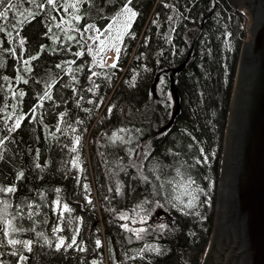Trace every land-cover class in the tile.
I'll return each instance as SVG.
<instances>
[{
  "label": "trees",
  "instance_id": "1",
  "mask_svg": "<svg viewBox=\"0 0 264 264\" xmlns=\"http://www.w3.org/2000/svg\"><path fill=\"white\" fill-rule=\"evenodd\" d=\"M12 2L16 7L9 9L7 17H0V140L11 137L0 144V185L16 184L17 190L0 192V209L7 199L10 206L6 213L14 217L15 206L21 204L22 218L13 222L33 230L18 233L16 238L32 239L34 243L31 251L19 244L8 245L0 221V264H17L21 253L26 259L20 264H92L94 260L96 264H201L211 233L239 49L247 36L244 10L233 8L226 0H130L138 12L129 29L135 35L125 34L117 66L104 63L105 54L114 51L106 48L89 68L92 55L86 50L79 57L74 53L89 44L93 49L98 46V41L87 40L91 31L84 32L85 39L81 40L80 33L73 35L69 30L73 40H68L53 23L52 33L58 36L53 40L51 34L43 35L48 32L47 24L52 23L46 10L37 12L30 0ZM113 5L119 7L120 0H112L111 4L106 0H93L92 5L85 2L82 11L88 15L77 22V27L89 22L97 27L107 23L115 11ZM28 9L34 15L25 21ZM51 14L59 20L64 12L53 10ZM197 29L192 50L184 61L188 40ZM8 33H12L11 42ZM20 37L25 38L23 53ZM41 44L45 45L43 50ZM5 48H14L16 56L5 52ZM36 51L41 55L29 61L32 72H22L28 84L18 83L15 75L21 69V55L26 58ZM68 60L74 61V69L80 64L84 68L68 72L64 64L56 67ZM92 72L97 75L89 80ZM73 75L77 80L71 79ZM55 77L53 99L43 102L36 118L26 117L20 128L9 133L5 120L12 122L7 115L13 112L12 104L20 101L18 110L27 111L36 102V93L43 91V82ZM9 84L14 85L13 92L23 89L26 95L20 98L17 94L14 100L8 94ZM70 85L75 86V93ZM93 85L97 86L95 92H89ZM59 112H65V116L60 118ZM49 132L55 135L49 136ZM74 135L80 137L75 151ZM77 153L79 167H74L72 157ZM19 171L23 174L16 180ZM188 176L204 191L198 193L196 206L182 213L172 203H179L177 196L187 199L181 183ZM85 183L90 191L84 188ZM54 200H59L55 209ZM64 203L71 211L65 210L61 218L59 208ZM122 212L127 219L122 218ZM145 215L147 219L142 220ZM69 216L73 218L72 229L66 226ZM131 216L136 221L132 225ZM165 219L171 227L160 229V224L166 225ZM57 223L61 230L53 235ZM123 224L128 227L122 228ZM76 225L77 243L57 249L56 236L64 235L67 243ZM140 228L142 238L136 239L133 230ZM36 232H43L52 243H44ZM97 239L101 241L99 246ZM146 244L159 245L161 251L152 252ZM139 249L144 251L137 256L135 250Z\"/></svg>",
  "mask_w": 264,
  "mask_h": 264
},
{
  "label": "water",
  "instance_id": "2",
  "mask_svg": "<svg viewBox=\"0 0 264 264\" xmlns=\"http://www.w3.org/2000/svg\"><path fill=\"white\" fill-rule=\"evenodd\" d=\"M226 1L245 11L247 36L239 49L201 264H264V0ZM197 33L188 40L184 61Z\"/></svg>",
  "mask_w": 264,
  "mask_h": 264
},
{
  "label": "snow or ice",
  "instance_id": "3",
  "mask_svg": "<svg viewBox=\"0 0 264 264\" xmlns=\"http://www.w3.org/2000/svg\"><path fill=\"white\" fill-rule=\"evenodd\" d=\"M30 2L32 4L35 5L37 12L41 11V10H46L47 13V19L50 20L52 23H48L47 27H48V32L43 33V35L45 36H49L51 34V39L56 40L58 39V36L55 33H52V26L53 23H55L56 27L64 33V35L66 36V38L68 40H73V35H75L76 33H80L81 34V40L85 39L83 33L87 32V31H91L93 34L91 36L87 37L88 41H98V46L93 49V47L89 44V46L86 49H82V46L79 44V42L77 43V47L78 49H82V50H77L75 51L74 55L75 56H82L84 54V51L86 50L90 55H92L93 59L92 62L88 64V67L91 68L94 64H96L98 62V56L99 53L103 52L106 48H112L115 51V56L112 58L111 60V67H116L117 66V60L119 58L120 55V44L121 41L123 40L125 34L128 35H135V33L130 32L129 29L132 28V23L133 21L137 18L138 16V12L131 6L130 4V0H120V6L119 7H115V5H113V7H115V11L109 16V19L107 21V23L103 24L100 27H97L96 24L89 22V23H84L82 28L81 27H77V22H80L85 16L88 15V13H85L84 11H82V5L87 2L89 5H92L93 0H63L62 3L59 2V0H44V2H38V0H30ZM107 3L111 4L112 0H106ZM47 6V7H46ZM168 6V5H166ZM0 7H2V10H0V17H7L9 14V9H14L16 6L13 4L12 0H8L7 3H4L3 0H0ZM171 7H173V9L175 10V6L172 5ZM53 10H63L64 15L60 16V19L57 20V17L55 15H52V11ZM33 12L31 11V9L27 10V16L25 17V21L26 20H30L33 18ZM171 19V18H170ZM20 23H23V21H21ZM152 23H157V21L153 20ZM13 28L17 27V24H13L12 25ZM69 30L72 31L73 35H69ZM0 31H3V29H0ZM102 32H103V37H102ZM17 35H19V33H17ZM167 38L169 40H171V36L166 34ZM12 33H8L7 34V39L9 42L12 41ZM21 45V53L24 52V42H25V38L24 37H20L19 41H18ZM75 42V41H74ZM61 43H63V41H61ZM39 48L41 50H43L45 48V45L41 44L39 45ZM58 50V49H56ZM5 52H8L11 56L15 57L16 56V51L14 48H5L4 49ZM41 55V51H36L34 55H28L26 58L21 55L20 60L18 61V63L21 64V69H17L16 71V75H15V80L19 83V82H23L24 84H28V79L26 78V75L22 74L25 73H31L32 72V65L29 63V61H33L35 60L37 57H39ZM101 64H103V61L100 60L99 61ZM74 63V61L68 60V61H62L61 63H58L56 65L57 68L61 67V64H64L67 68L68 72H73V71H79L81 69L84 68L83 64L77 65L76 68L74 69L72 67V64ZM97 75V73L92 72L89 73L88 75V79L91 80L93 76ZM8 77L5 76L4 80L8 81ZM58 79V77L55 78H51L49 81L47 82H43L44 83V88L42 92H37L36 93V102L33 103L31 105V107L27 110V111H19V104L20 101H16L12 104V109L13 112L8 113L7 115L9 116V118H11V124H8L7 120H5V127L6 130L11 133L14 132L16 129L21 127L22 121L25 120V118H29V119H34L37 117V111L39 108L43 107V102L45 100L51 101L53 99V95H52V86L53 84L56 83V80ZM72 80H77L76 76H72L71 77ZM133 79H135V76H133ZM161 83H163V80L161 81ZM73 88V91L75 93L76 89L74 85H70ZM14 87V85L9 84L8 85V94L11 95L13 97V99L15 100L17 94L20 98H23L26 93L23 89H17L15 92L12 91V88ZM96 85H93L92 87L88 88L89 92H95L96 90ZM102 99V98H101ZM89 101L91 102V98H89ZM77 104L80 103V100L75 101ZM98 106V105H97ZM109 111H111V106H109ZM85 111H87V109H85ZM60 118H63L65 116V112H59L57 114ZM79 119V118H77ZM40 122H43V117H39ZM44 128L47 129L48 125H44ZM56 128L59 129L60 128V123L59 121H57L56 124ZM139 131V130H137ZM49 136H53L55 135V133L49 132L48 133ZM113 138H116V133L113 132L112 134ZM10 136H4L3 140H0V144H3L5 140L10 139ZM193 139H195L193 137ZM80 137L79 136H73V150L75 151V145L79 142ZM189 147H191V145H189ZM37 154L39 153V149L36 150ZM129 154H131V149L128 150ZM148 151L147 146H145V152ZM201 152H203V149H200ZM78 153L77 156L72 157V164L74 167H79V161H78ZM207 158L205 157V160ZM135 166V165H133ZM157 167H159V165H157ZM22 171H19L16 173V180H19L22 176ZM177 174L179 175V170H177ZM144 179H146V177H144ZM84 188L85 189H89L87 183L84 184ZM181 188L184 190L185 195L187 196L186 200L180 199L179 196H177L175 199L179 201L178 204L176 203H172L171 201H169V203H172V207L174 208H178V210L182 213H186L188 209H192L196 206L197 201L199 199L198 193L204 191V189L200 188L199 185H195L194 180L192 179L191 176L187 177V180L183 181L181 183ZM17 190V186L16 184H9L7 186H3L0 185V192H4V193H12L15 192ZM57 193H59L60 189L56 190ZM117 193H119L120 191V187H119V181L117 182V189H116ZM41 195L43 196V193H41ZM86 199H88L89 201L91 200L90 197L86 196ZM31 203L29 202V206H28V212L31 213L33 211L32 207H31ZM59 203V200H54L52 201V205L53 208L55 209L57 204ZM143 203V202H142ZM159 203V202H157ZM10 206L9 201L7 199H4L2 201V209H0V221H2L4 227H3V236L6 238V242L8 245H22L23 248L28 249L29 251H31V245L34 243V241L32 239H17L16 238V234L18 233H23L26 231H32L33 229H25L23 227H17L16 224H14V220L17 219V217L22 218L23 212H22V205L21 204H17L16 207V216L14 217H10L9 215H7L6 213V209ZM139 207V206H138ZM39 208V205H37V209ZM68 210L69 212L71 211V209L69 208V205L67 203H64L63 206L61 208H59V213H60V217L64 218V211ZM122 218L127 219V217L123 214H121ZM203 219V217H201ZM79 219V218H77ZM142 220L147 219V216H142L141 217ZM72 220L73 218L71 216L67 217V224L66 226L69 227L70 229H72ZM35 226L33 225V228ZM122 228H127L128 225L123 224L121 225ZM160 229H163L166 227V225L164 224H160L158 226ZM60 229V224L57 223L53 228H52V232L53 235H55L57 232H59ZM134 232H136V239H141L142 237L140 236V233L143 232V229H134ZM79 232V225H76V227L72 230V235L70 240L65 243V236L64 235H58L56 236L55 239V247L57 249H60L61 245H63L65 248H70L73 245H75L77 243V233ZM36 235L39 237L43 238V242L47 243V244H51L52 240L49 239V237H47L43 232H36ZM3 241H0V243H2ZM101 243V241L99 239L96 240V245L99 246ZM82 244V242H81ZM145 247L152 251V252H156L159 253L161 251L159 245H155V244H146ZM81 250H83V248L81 247ZM136 251V255L140 256L143 254L144 249H139V250H135ZM16 253L14 252L13 255H15ZM26 257L21 253L20 255V261L25 260ZM20 261H17V264H20ZM92 264H96V261L94 260L92 262Z\"/></svg>",
  "mask_w": 264,
  "mask_h": 264
},
{
  "label": "rangeland",
  "instance_id": "4",
  "mask_svg": "<svg viewBox=\"0 0 264 264\" xmlns=\"http://www.w3.org/2000/svg\"><path fill=\"white\" fill-rule=\"evenodd\" d=\"M91 35H92V34H91ZM113 53L115 54V51H111V50L108 51V52L105 54L103 61H105V63H107V64H111V59L114 57V56H113V55H114ZM122 214L125 215V213H123V212H122ZM125 216H126V215H125ZM127 221H128V220H127ZM128 222H129V221H128ZM129 223H130L131 225L136 223L135 219H133L132 216H131V220H130ZM165 223H166V226L168 225L169 227H171L169 220H166V219H165Z\"/></svg>",
  "mask_w": 264,
  "mask_h": 264
},
{
  "label": "bare ground",
  "instance_id": "5",
  "mask_svg": "<svg viewBox=\"0 0 264 264\" xmlns=\"http://www.w3.org/2000/svg\"><path fill=\"white\" fill-rule=\"evenodd\" d=\"M114 54V53H113ZM113 56H115V54L113 55ZM112 60V59H111Z\"/></svg>",
  "mask_w": 264,
  "mask_h": 264
},
{
  "label": "flooded vegetation",
  "instance_id": "6",
  "mask_svg": "<svg viewBox=\"0 0 264 264\" xmlns=\"http://www.w3.org/2000/svg\"><path fill=\"white\" fill-rule=\"evenodd\" d=\"M159 73V72H158Z\"/></svg>",
  "mask_w": 264,
  "mask_h": 264
}]
</instances>
